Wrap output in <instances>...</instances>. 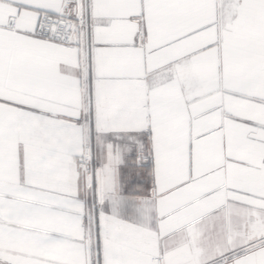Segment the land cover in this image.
I'll list each match as a JSON object with an SVG mask.
<instances>
[{"label":"snow or ice","instance_id":"6c2138e0","mask_svg":"<svg viewBox=\"0 0 264 264\" xmlns=\"http://www.w3.org/2000/svg\"><path fill=\"white\" fill-rule=\"evenodd\" d=\"M0 264H264V0H0Z\"/></svg>","mask_w":264,"mask_h":264}]
</instances>
